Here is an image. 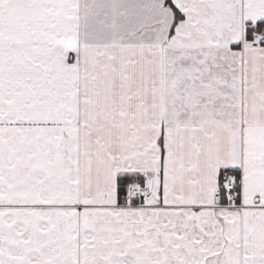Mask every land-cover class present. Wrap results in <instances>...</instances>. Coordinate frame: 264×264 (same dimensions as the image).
Here are the masks:
<instances>
[{
  "label": "snow or ice",
  "instance_id": "1",
  "mask_svg": "<svg viewBox=\"0 0 264 264\" xmlns=\"http://www.w3.org/2000/svg\"><path fill=\"white\" fill-rule=\"evenodd\" d=\"M0 264H264V0H0Z\"/></svg>",
  "mask_w": 264,
  "mask_h": 264
}]
</instances>
